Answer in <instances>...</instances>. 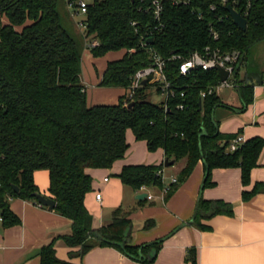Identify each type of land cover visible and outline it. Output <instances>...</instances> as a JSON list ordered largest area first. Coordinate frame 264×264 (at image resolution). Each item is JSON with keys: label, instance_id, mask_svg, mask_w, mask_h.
I'll return each instance as SVG.
<instances>
[{"label": "trees", "instance_id": "16d2710c", "mask_svg": "<svg viewBox=\"0 0 264 264\" xmlns=\"http://www.w3.org/2000/svg\"><path fill=\"white\" fill-rule=\"evenodd\" d=\"M188 2L179 6L165 3V27L155 32L153 44L146 47L142 44L148 31L158 26L151 11L146 12L149 1L102 0L89 10L86 32L100 42V47L91 50L93 57L124 53L108 62L101 87L129 90L137 72L151 64L149 49H153L166 60L165 74L175 92L174 98L155 104L148 100L147 90L152 86L146 84L131 101L121 97L116 105L90 107L82 83L84 40L81 35L80 39L73 36L63 23L61 0H0L2 229L21 224L11 210L9 197L37 203L36 195L42 194L34 176L43 170L49 174L48 198L57 202L55 210L61 216L72 221V233L61 238L68 247H79L82 255L95 247H114L133 260L154 262L156 255L151 253H157L164 240L142 247L129 245L126 234L132 222L122 209L114 212L108 227L93 230V218L85 205L93 190V179L86 171L111 169L124 159L129 149L128 130L138 141H145L150 152L163 149L169 161H185L178 183L169 187L165 200L189 179L200 161L207 172L204 188L213 186L215 169L240 168L243 185L250 184L264 140L251 139L228 153L230 141L238 135L219 131L213 115L223 106L222 101L217 94L201 97L202 92L220 83L218 71L196 70L182 76L180 65L208 46L224 53L239 51L248 61L252 48L264 41V0L255 1L246 15V31L234 23L220 0ZM211 28L219 33L218 40L211 36ZM174 55L182 60L172 59ZM234 76L238 80V74ZM242 86L245 109L253 102V87ZM131 103L134 105L129 108ZM164 168L126 166L119 178L135 191L163 189L160 172ZM262 188L264 185H256L251 193H244V199L249 200ZM217 215H233V206L200 200L192 224L208 231L201 221ZM54 246L52 243L41 250L42 264H70L57 259ZM188 262L197 264L195 250L190 251Z\"/></svg>", "mask_w": 264, "mask_h": 264}, {"label": "crops", "instance_id": "0c3cea01", "mask_svg": "<svg viewBox=\"0 0 264 264\" xmlns=\"http://www.w3.org/2000/svg\"><path fill=\"white\" fill-rule=\"evenodd\" d=\"M262 42L263 48L257 60L251 63L244 59L237 73V81L244 83L238 82L236 87L225 89L218 95L223 106L217 108L213 115L222 134L238 135L236 139L242 137L244 142L254 138L264 140ZM97 60L91 52L84 50L82 83L86 88L88 105H99L98 101H102L105 96L110 97V103L116 105L121 97H127L128 90L101 87L103 74L110 61L99 70ZM90 62L95 66L94 71L89 68ZM85 64L88 65L86 71ZM249 83L253 86V102L242 109L244 103L240 89ZM90 92L92 97H88ZM126 139L129 149L124 159L117 161L111 169L86 171L93 179V190L86 196L85 205L93 218V230L108 227L114 219V212L122 209L129 213L132 222L126 234L129 245L142 247L164 240L157 253L155 250L151 253L152 257L156 255L154 262L133 260L114 247H95L82 255L79 247L70 248L61 239L72 233L71 220L38 202L16 199L11 201V210L21 220V224L2 229L0 264H42L41 250L52 243H55L57 259L70 264H190L188 255L191 250L196 251L197 264H264V188L249 200L244 199V193H251L258 184L264 185V149L258 166L251 172L248 186L242 183V170L233 168L213 170V186L204 188L206 168L200 161L189 179L169 200H165L164 188L171 184L172 178H178L185 161H174V165L162 170L166 177L163 189L142 188L135 191L120 180L123 168L165 166L168 158L163 149L150 152L147 143L138 141L132 130L127 131ZM34 178L41 194L49 197L48 172L37 171ZM143 194H147L148 198L138 199ZM97 195H101V200H97ZM150 196L152 199H149ZM200 200L232 205L233 215L203 219L201 223L210 230H200L192 224Z\"/></svg>", "mask_w": 264, "mask_h": 264}, {"label": "built area", "instance_id": "2783aa9c", "mask_svg": "<svg viewBox=\"0 0 264 264\" xmlns=\"http://www.w3.org/2000/svg\"><path fill=\"white\" fill-rule=\"evenodd\" d=\"M67 11L70 13L71 17L76 22V26L80 31V35L84 40V49L85 51L91 52L93 48L100 47V42L97 39H91L87 34V15L89 10L94 7L97 3L102 0H61ZM149 1V7L146 12H150L153 14L155 21L158 22V26L155 27L154 30L150 29L147 33L148 39L142 44V46L146 47L149 45L148 40L153 38V35L156 31L160 32L164 29V23L162 22L163 13L165 10V3L171 2L173 5H188V0H141L142 3H147ZM221 4L225 7L231 6L237 12H240L242 16L246 19V15L249 14L253 4L257 0H220ZM236 7H240L243 11H239ZM212 10H215V7L212 6ZM133 26H136V23H133ZM211 36L214 40H218L219 33L216 32L213 28L210 29ZM149 54L151 57V64L138 71L127 95V100L131 101L134 99L138 90L142 89L146 84L154 87L161 91L162 94L166 95V100L175 97L174 89L171 83L168 81L167 76L165 74V65L166 60H164L155 50L149 49ZM243 54L239 51L227 52L224 53L221 49H213L212 47H206L202 52H195L189 59H185L182 61L180 65V74L182 76H188L190 73L196 70L203 71H211L217 70L219 68L224 69L229 73V77L226 81H220V83L215 87H210L207 91L201 93V97L205 98L207 95L217 94L219 95L223 90L234 88L237 86V80L234 77L236 68L238 63L240 62ZM172 59L182 60L181 56L174 55ZM180 109H184V106H179ZM244 139L242 137H238L233 140L229 147L227 148L228 153H233L237 151L243 144ZM162 177V181L165 182L166 177L164 172H160ZM178 183V178L174 177L171 180V184L167 185L163 190V197L168 192L169 187ZM152 199V196L149 197ZM9 200L13 199L9 197ZM97 200H101V195H97ZM3 222V218L0 216V241L2 239V228L1 224Z\"/></svg>", "mask_w": 264, "mask_h": 264}, {"label": "rangeland", "instance_id": "374dc122", "mask_svg": "<svg viewBox=\"0 0 264 264\" xmlns=\"http://www.w3.org/2000/svg\"><path fill=\"white\" fill-rule=\"evenodd\" d=\"M59 10L61 12L62 15V20L63 23L65 24L66 28L69 30V32L75 36L77 39H80V31L76 26V22L74 21V19L71 17L70 13L67 11L64 3L61 1V5L59 6ZM4 22L5 19H3ZM263 42H260L258 44H256L251 52L249 53L248 56V61L247 62H253L257 60V57L259 55V53H261V50L263 48ZM124 55L123 52H111L108 53L106 56L101 57V58H96L99 59L97 61H99L98 63H96L97 67L99 68V70H102V67L107 64L108 61H114V60H118L120 58H122ZM102 61V62H101ZM84 63V60H83ZM98 64H101L100 66ZM88 65H84V69L85 71L88 69L87 67ZM89 68L91 70H95V66L92 62H90ZM115 92V91H114ZM229 92V91H228ZM147 94L149 95V101L155 104H161L166 100V95L162 94L161 92H158V90L155 87H149V89L147 90ZM95 95V94H94ZM98 94H96L97 96ZM91 96L92 97V92L89 93L88 97ZM99 105H114L112 103H110V97H106L104 99H102V101H98ZM100 102H106L105 103H100Z\"/></svg>", "mask_w": 264, "mask_h": 264}, {"label": "water", "instance_id": "95a60500", "mask_svg": "<svg viewBox=\"0 0 264 264\" xmlns=\"http://www.w3.org/2000/svg\"><path fill=\"white\" fill-rule=\"evenodd\" d=\"M227 11L229 12L231 18L233 19L234 23L240 27V29H242L243 31H246L247 29V20L242 16V14L240 12H237L236 10H234L231 6L227 7ZM148 42L150 44H153L154 39H149ZM244 60V56L241 58L240 62L237 65L235 74L236 75L239 72V69L243 63ZM218 73L220 76L221 81H226L229 77V73L227 71H225L224 69L219 68L218 69ZM144 85H146V82H144ZM249 87H253L250 83L248 84ZM134 105V103H131L129 105V108H131ZM200 107L202 106V101H200L199 103ZM201 109V108H200ZM174 165V161H169L167 159L166 163H165V167L169 168L170 166ZM207 174V172H206ZM206 179V178H205ZM205 182V181H204ZM16 191L19 192V189L16 188ZM146 199L148 198L147 194H143V195H139L138 199ZM36 200L38 202V204H40L41 206L44 207H48L49 209L53 210L56 208L57 206V202L51 198L45 197L44 195H36Z\"/></svg>", "mask_w": 264, "mask_h": 264}]
</instances>
